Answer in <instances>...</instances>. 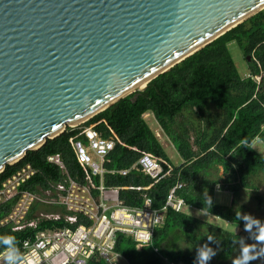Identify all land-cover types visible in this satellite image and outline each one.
I'll return each instance as SVG.
<instances>
[{
	"label": "trees",
	"instance_id": "16d2710c",
	"mask_svg": "<svg viewBox=\"0 0 264 264\" xmlns=\"http://www.w3.org/2000/svg\"><path fill=\"white\" fill-rule=\"evenodd\" d=\"M229 41L238 45L247 61L248 75L244 77L238 75L228 52ZM145 111L153 114L182 159L179 164L170 161L142 117ZM84 126L113 139L103 162L106 171L102 173V184L117 186L116 195L123 205L139 207L143 196H148L151 208L160 209L170 187L180 183L174 193L186 205L243 226L248 221L232 206L233 196L240 187L251 185L248 176L264 175V154L250 145L254 137L264 144V8L150 79L142 90L128 93L83 122L46 138L38 148L26 150L17 161L4 165L0 183L25 163L35 172L20 185L21 189L35 190L46 186L48 180L61 178L60 169L46 160L51 153L59 154L69 176L82 181L72 141L81 137ZM141 152L160 162L163 174L158 179L130 167ZM219 167L223 177L217 174ZM125 168V173L119 172ZM92 181L97 184L98 176ZM215 187L232 193L229 204L214 201ZM254 196L261 201L257 194ZM14 199L0 202V219ZM37 206H30L27 219L35 216ZM63 223L61 217L39 219L35 227L15 230L8 223L0 224V249L16 246L38 229ZM238 239L233 231L166 207L161 224L152 230L150 243L137 246L129 235L117 232L114 250L127 264H165L161 256L186 264H222ZM243 261L252 264L247 256ZM86 264L105 263L94 257Z\"/></svg>",
	"mask_w": 264,
	"mask_h": 264
},
{
	"label": "water",
	"instance_id": "95a60500",
	"mask_svg": "<svg viewBox=\"0 0 264 264\" xmlns=\"http://www.w3.org/2000/svg\"><path fill=\"white\" fill-rule=\"evenodd\" d=\"M263 7L264 0H0V171Z\"/></svg>",
	"mask_w": 264,
	"mask_h": 264
},
{
	"label": "built area",
	"instance_id": "2783aa9c",
	"mask_svg": "<svg viewBox=\"0 0 264 264\" xmlns=\"http://www.w3.org/2000/svg\"><path fill=\"white\" fill-rule=\"evenodd\" d=\"M113 146L110 136H102L90 127H82L81 137L72 141L76 161L82 170V181L66 173L58 153L46 155V160L61 171V178L48 180L44 187L35 190L21 189L20 185L33 175L30 164L20 165L0 183V202L15 197L10 210L0 219L11 229L35 227L39 219L62 218L59 226L38 229L32 237L23 238L16 246L0 249V264H86L90 259H101L106 264H119L120 254L114 250L115 235H129L137 246L150 243L152 230L161 224L166 207L181 210L184 200L175 195L172 185L160 209L151 208V200L143 196L141 206L129 207L115 195L116 186H104L103 162ZM130 167L158 179L162 174L160 162L151 154L141 152ZM125 169H119L125 173ZM98 176V183L92 177ZM95 190L96 194H92ZM34 203L45 210L34 211L27 219L26 212ZM52 206V208H47ZM80 219V221L78 220ZM157 251L155 246L152 247ZM165 264H186L161 256Z\"/></svg>",
	"mask_w": 264,
	"mask_h": 264
},
{
	"label": "rangeland",
	"instance_id": "374dc122",
	"mask_svg": "<svg viewBox=\"0 0 264 264\" xmlns=\"http://www.w3.org/2000/svg\"><path fill=\"white\" fill-rule=\"evenodd\" d=\"M227 49L238 75L240 77L246 76L248 72L247 61L241 49L234 41H229L227 43ZM254 78L257 80L258 76ZM211 108L212 107H209L208 111H210ZM183 118L184 117H179V119ZM156 137L159 138L158 140H160L162 144L165 141L166 145H168L163 149L166 151L167 155H169L170 161L177 162L179 157L174 153V148H170V141L167 137L162 133L158 136L156 135ZM250 145L257 152L264 154V144L259 138L254 137ZM217 174L223 177L220 167L217 169ZM246 180L251 185L240 187L234 196L229 191L215 187L216 196L214 201L216 203L229 204L232 195V206L237 210L240 216L247 218V223L243 226H238L237 224L218 218L210 213H207L208 215L202 214V219L239 235V239L235 242L230 253L223 257L221 261L222 264H244L243 256H247L252 264H264V175L260 173L259 175L248 176ZM255 194L261 198L260 202H258L257 198L254 196ZM121 263L126 264L124 260H122ZM215 264H218V261H215Z\"/></svg>",
	"mask_w": 264,
	"mask_h": 264
},
{
	"label": "crops",
	"instance_id": "0c3cea01",
	"mask_svg": "<svg viewBox=\"0 0 264 264\" xmlns=\"http://www.w3.org/2000/svg\"><path fill=\"white\" fill-rule=\"evenodd\" d=\"M247 75H248V72H247ZM142 117L144 118V120L146 121V123L148 124V126L153 130V132H154V134L155 135H159L160 133H162V134H164L163 132H162V130H161V128L159 127V125H158V123L156 122V120H155V118H154V116H153V114L151 113V112H149V111H145V112H143L142 113ZM160 130V131H159ZM158 138V137H157ZM159 139V138H158ZM168 139V138H167ZM169 140V139H168ZM159 142H160V140H159ZM161 143V142H160ZM161 145H162V147L164 148V147H167L168 145H166V143H165V141H164V143L162 144L161 143ZM172 144H171V142H170V148L172 149ZM174 148V147H173ZM175 150V149H174ZM165 153H166V151H165ZM174 153H176L177 155H178V153L176 152V150L174 151ZM167 154V153H166ZM168 157H169V155H167ZM178 157H179V160L177 159V162H172L173 164H179L181 161H182V159L180 158V156L178 155ZM169 159H170V157H169ZM171 160V159H170ZM117 187V186H116ZM222 190H225V189H222ZM227 191V190H226ZM116 192H117V188H116V191H115V195H116ZM95 194H96V192H95ZM94 194V195H95ZM117 196V195H116ZM213 196L215 197L216 196V194H215V191H214V194H213ZM38 206L36 207V209H35V211L37 212V211H39V210H45L44 208H43V206L42 205H39V204H37ZM47 208H52V206H49V207H47ZM180 211H183V212H186V213H188V214H191V215H194V216H196V217H198V218H200V219H202V214H205V215H208L207 213L208 212H206V211H204V210H201V209H198V208H195V207H192V206H189V205H186V204H184L183 205V207H182V209L180 210ZM200 215V216H199ZM204 220V219H203ZM227 221V220H226ZM229 222V221H228ZM122 260H124V262L127 264V261L120 255V257H119V264H122L121 263V261ZM105 263V262H104ZM106 264V263H105Z\"/></svg>",
	"mask_w": 264,
	"mask_h": 264
},
{
	"label": "bare ground",
	"instance_id": "6f19581e",
	"mask_svg": "<svg viewBox=\"0 0 264 264\" xmlns=\"http://www.w3.org/2000/svg\"><path fill=\"white\" fill-rule=\"evenodd\" d=\"M144 82H145V81H143L141 84H139V86H142ZM73 124H74V123H73Z\"/></svg>",
	"mask_w": 264,
	"mask_h": 264
}]
</instances>
